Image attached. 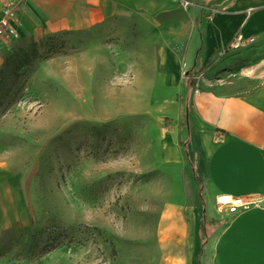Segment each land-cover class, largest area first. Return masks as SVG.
Listing matches in <instances>:
<instances>
[{
    "label": "rangeland",
    "instance_id": "374dc122",
    "mask_svg": "<svg viewBox=\"0 0 264 264\" xmlns=\"http://www.w3.org/2000/svg\"><path fill=\"white\" fill-rule=\"evenodd\" d=\"M0 45V154L29 225L0 236V264H155L165 203L192 191L159 141L158 37L127 19Z\"/></svg>",
    "mask_w": 264,
    "mask_h": 264
},
{
    "label": "crops",
    "instance_id": "0c3cea01",
    "mask_svg": "<svg viewBox=\"0 0 264 264\" xmlns=\"http://www.w3.org/2000/svg\"><path fill=\"white\" fill-rule=\"evenodd\" d=\"M187 1L23 0L15 26L20 38L123 18L151 30L173 95L159 156L193 174L192 191L159 212L155 264H264V205L231 215L215 204L218 194L264 200V0ZM236 35L255 40L225 50ZM19 183L0 154V236L29 225Z\"/></svg>",
    "mask_w": 264,
    "mask_h": 264
},
{
    "label": "built area",
    "instance_id": "2783aa9c",
    "mask_svg": "<svg viewBox=\"0 0 264 264\" xmlns=\"http://www.w3.org/2000/svg\"><path fill=\"white\" fill-rule=\"evenodd\" d=\"M23 0H4L0 8V38L15 39L19 37V33L15 26V17L17 10ZM183 5L189 4L187 0H181ZM255 40L254 37H243L236 35L229 44L224 48L225 50H236L244 48ZM198 92V89H194ZM263 199L258 198H244L241 196H229L226 194H218L215 198L217 208H221L228 214H236L246 210L252 206L261 205ZM239 202V203H237Z\"/></svg>",
    "mask_w": 264,
    "mask_h": 264
},
{
    "label": "trees",
    "instance_id": "16d2710c",
    "mask_svg": "<svg viewBox=\"0 0 264 264\" xmlns=\"http://www.w3.org/2000/svg\"><path fill=\"white\" fill-rule=\"evenodd\" d=\"M189 86H192V82H188ZM165 121H167V118L165 119Z\"/></svg>",
    "mask_w": 264,
    "mask_h": 264
},
{
    "label": "water",
    "instance_id": "95a60500",
    "mask_svg": "<svg viewBox=\"0 0 264 264\" xmlns=\"http://www.w3.org/2000/svg\"><path fill=\"white\" fill-rule=\"evenodd\" d=\"M261 205H264V200L261 202Z\"/></svg>",
    "mask_w": 264,
    "mask_h": 264
},
{
    "label": "snow or ice",
    "instance_id": "6c2138e0",
    "mask_svg": "<svg viewBox=\"0 0 264 264\" xmlns=\"http://www.w3.org/2000/svg\"><path fill=\"white\" fill-rule=\"evenodd\" d=\"M237 203H239V202H237Z\"/></svg>",
    "mask_w": 264,
    "mask_h": 264
}]
</instances>
